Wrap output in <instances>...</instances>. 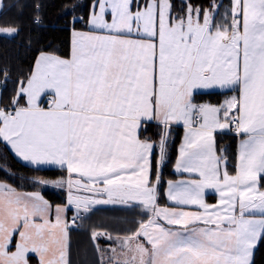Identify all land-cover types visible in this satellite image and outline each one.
I'll return each instance as SVG.
<instances>
[{
	"label": "snow or ice",
	"instance_id": "snow-or-ice-1",
	"mask_svg": "<svg viewBox=\"0 0 264 264\" xmlns=\"http://www.w3.org/2000/svg\"><path fill=\"white\" fill-rule=\"evenodd\" d=\"M220 7L182 0L173 15L171 0H93L90 30L72 32L70 56L41 53L10 105L0 107V139L18 157L66 169V181L52 183L67 184L68 205L87 212L135 201L149 214L107 264H251L264 235V0H229L217 20ZM216 86L238 94L219 106L193 102L194 90ZM152 121L185 127L175 170L195 178L168 182L176 207L157 203L154 144L139 135ZM230 126L243 137L234 174L213 137ZM205 189L215 190L217 204L205 202ZM192 205L196 211L184 210ZM64 211L58 206L52 222L39 192L0 183V264H30V254L38 264H67Z\"/></svg>",
	"mask_w": 264,
	"mask_h": 264
},
{
	"label": "trees",
	"instance_id": "trees-1",
	"mask_svg": "<svg viewBox=\"0 0 264 264\" xmlns=\"http://www.w3.org/2000/svg\"><path fill=\"white\" fill-rule=\"evenodd\" d=\"M92 2L93 0H1L0 27H6L8 30L18 29L13 35L0 33V79L3 78V83H0L1 104L10 105L19 82L30 75L38 53L50 52L60 56L68 54L70 28L81 27L74 18L86 17ZM171 2L173 15L179 14L182 0H171ZM190 2L194 6L199 4L208 8L213 0H190ZM215 2L221 5L216 16V19L220 20L227 11L229 0H215ZM37 5H39L38 10ZM37 18L39 23L34 22ZM232 91L231 89L196 91L193 94V101L221 104ZM164 132L167 133V137L165 157L159 168V203H165L163 190L167 180L186 176L177 174L172 168L177 157L183 127L174 125L164 128L158 123L146 122L140 129V136L154 143L152 176L157 175L159 141ZM236 138L231 132L214 133L217 154L227 158V168L230 173H234L235 169ZM63 175H65L64 168L36 167L20 161L0 139V181L25 191L40 189L48 200L58 203L64 201L62 190L51 189L50 183L42 184L39 181H50ZM259 186L264 188V179L260 180ZM146 217L147 213L136 204L96 205L89 211L82 212L68 229V264H101L98 254L94 255L92 232L104 230L111 234L112 232L133 233L138 228L139 222ZM35 261V256L30 255V264ZM251 264H264V235L254 249Z\"/></svg>",
	"mask_w": 264,
	"mask_h": 264
},
{
	"label": "crops",
	"instance_id": "crops-1",
	"mask_svg": "<svg viewBox=\"0 0 264 264\" xmlns=\"http://www.w3.org/2000/svg\"><path fill=\"white\" fill-rule=\"evenodd\" d=\"M92 5H93V2L91 4V7H90V10L88 12V14L86 15V17H82V16H77L75 17L74 19L78 20V22L81 24V27H71L70 28V34H69V50H68V54L66 56H60V55H57V56H60L62 58H67L70 56V53H71V46H72V32L75 30V31H80V32H86V31H89L90 28L89 26L87 25V20L90 16V13L92 11ZM0 7H1V0H0ZM98 10V9H97ZM108 19H110V15L108 16ZM7 28L6 27H0V33H3V34H7ZM41 53H45V54H51V55H56V54H53V53H50V52H40L37 54L36 58H35V61H34V64H33V67H32V70L34 69L35 67V63H36V60L38 59V57L41 55ZM32 72V71H31ZM1 85V84H0ZM19 86V85H18ZM18 89V88H17ZM207 90H229L227 88H220L219 86H216V87H213V88H209V89H196L194 90V92L196 91H207ZM238 94V89L236 91H232L227 98H225L221 104L224 103V101L228 98H230L231 96L233 95H237ZM49 97L45 98V96L43 95L41 97V103H42V106L46 107L47 106V101H48ZM194 103L196 104H211V105H216L214 103H209V102H206V101H202V102H195L193 101ZM21 104L24 103V100H22L20 102ZM217 105H220V104H217ZM5 105L1 104V93H0V107H4ZM152 122H155L157 123L156 121H152ZM174 125H179V126H182L183 128L184 125H183V122H174V123H171L169 126H174ZM142 127V126H141ZM141 129V128H140ZM140 129H139V135H140ZM231 132L233 134L236 135V159H237V154H238V146H239V143H240V140L243 138L242 136H239L236 134L234 128L232 129V127L230 126L229 128H225V129H216L214 130L213 132V135L215 132ZM141 137V136H140ZM214 137V136H213ZM141 139H144V138H141ZM2 140V139H1ZM148 140V139H147ZM3 141V140H2ZM150 141V140H149ZM4 144L7 146V148L10 150V152L17 158L19 159L20 161L26 163V164H29V165H32V166H36V167H57V168H61L59 165H33L31 164L30 162L28 161H24L22 158L18 157L14 150H12L11 146L7 144L6 141H3ZM152 142V141H150ZM153 143V142H152ZM154 144V143H153ZM181 140L179 142V145H178V150H177V158H178V155H179V149H180V146H181ZM153 151H154V148H153ZM152 156H153V152H152ZM152 156H151V179L154 181V178L155 176H152V172H153V159H152ZM176 158V160H177ZM175 164H176V161L174 163V169L173 171L176 172L177 174H184L186 176H179L177 178H173V179H169L167 180L166 182V185L164 187V190H163V194H164V199H165V203H159L158 202V195H157V203L160 207H176L172 202L168 201L167 199V196H166V192H167V188H168V182L169 181H179V180H187L189 178H195V177H190V175L188 173H185V172H177L175 170ZM65 169V168H64ZM156 169H157V166H156ZM221 170L223 171V169L221 168ZM234 174V173H233ZM75 176V174H73ZM68 178V173L65 169V175L63 176H59L55 179H52L50 180V186L51 189H55V190H58V189H61L62 190V193H63V198H64V201L63 202H58V203H53L51 202L50 200H48L41 192V190L39 189H35V190H31V191H25V190H21V189H17V188H14L16 190V192L18 193H32V192H39L40 195L48 201L49 205H50V212H49V218L52 220V222H55V219H56V208L58 206L60 207H64L65 208V211L61 214V218H62V221L63 223L66 225V231H67V256H66V260H67V264L69 263V254H68V249H69V236H68V229H69V226H68V221L69 219L73 221V224L75 223V221L77 220L78 216L81 215L82 212H84L82 209L79 211V212H76V213H73V207L71 205H68V188H67V184L64 183L62 185H56L55 183H52V182H55V181H60V180H65ZM0 183H3L0 181ZM5 184V183H3ZM6 185H9V184H6ZM158 185V184H157ZM74 192H76V194L78 195H89V193L87 192H84V193H80V192H77L75 189H73ZM83 192V191H81ZM157 193H158V186H157ZM204 200L207 204H210V205H215L217 204V201H218V194L215 192L214 189H205V194H204ZM129 204H136V205H139L138 202H130ZM96 205H122V204H96ZM96 205H92L90 206L93 207V206H96ZM141 210H142V206L139 205ZM184 207V210H188V211H196L197 210V206L195 205H192V206H183ZM69 210H71V213H69ZM202 211V210H201ZM148 213H147V217L143 220V221H146L148 219ZM257 217H259L260 213H257L256 214ZM71 217V218H70ZM161 224H164L165 222L164 221H160ZM167 227V225H165ZM203 226V225H201ZM139 227V226H138ZM178 227V226H176ZM136 231V230H135ZM134 231V232H135ZM93 232H97V233H102V235H99L97 237V239L94 241L92 239V234ZM91 234V240L92 242L94 243V247H95V250H94V255H97L98 254V257H99V260H100V263H101V260L102 258L104 259V262L105 264H107V260L109 257H112L113 256V253H112V249L113 248H116L117 251L119 252L120 249L118 247V242L119 240H122L124 237H127V236H130L132 233H118V232H112L111 233H108L107 231H102V230H94ZM109 236L111 237V239H109ZM141 242L145 243L146 246H148L146 244V241L144 240L143 237H140L139 238ZM260 239V238H259ZM259 239L257 240L256 244H255V247L259 241ZM150 247V246H149ZM254 247V249H255ZM97 248L100 249V251L97 250ZM254 252V250H253ZM102 253H103V257H102ZM30 255H34V254H30ZM35 256V255H34ZM96 256H94L95 258ZM253 257V255H252ZM94 258H93V261H94ZM35 262L33 264H38V261H39V258L37 256H35ZM251 262H252V258H251Z\"/></svg>",
	"mask_w": 264,
	"mask_h": 264
},
{
	"label": "rangeland",
	"instance_id": "rangeland-1",
	"mask_svg": "<svg viewBox=\"0 0 264 264\" xmlns=\"http://www.w3.org/2000/svg\"><path fill=\"white\" fill-rule=\"evenodd\" d=\"M19 87V86H18ZM45 96V98H47V97H49V96H47V95H44ZM221 105V104H220ZM215 106H219V105H215ZM184 135H185V128H183V132H182V136H181V143L183 142V139H184ZM214 136V135H213ZM177 158V157H176ZM159 159H160V154H159V156H158V160H157V162L159 161ZM175 161H176V159H175ZM175 161H174V163H175ZM174 163H173V166H172V168L174 169ZM160 166H161V162L159 163V166H158V163H157V167H159L160 168ZM221 168L223 169V165H221ZM155 179H156V177L154 178V181H155ZM1 182H3V183H5V184H7L6 182H4V181H1ZM158 186V185H157ZM45 186H42V188H44ZM261 188V190H264V188H262V187H260ZM40 190V189H39ZM81 194L82 193H84V192H80ZM104 198H106V197H104ZM72 206V205H71ZM73 207V213H76V212H78L77 211V209L75 208V206H72ZM71 218V217H70ZM71 225H73V221L72 220H70L69 219V221H68V226L70 227Z\"/></svg>",
	"mask_w": 264,
	"mask_h": 264
},
{
	"label": "built area",
	"instance_id": "built-area-1",
	"mask_svg": "<svg viewBox=\"0 0 264 264\" xmlns=\"http://www.w3.org/2000/svg\"><path fill=\"white\" fill-rule=\"evenodd\" d=\"M0 83H3V78L0 79ZM232 129L234 128V126H231Z\"/></svg>",
	"mask_w": 264,
	"mask_h": 264
}]
</instances>
